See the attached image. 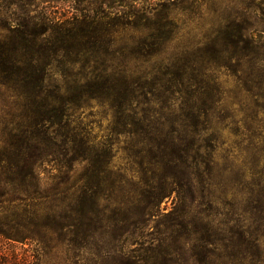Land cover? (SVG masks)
<instances>
[{
  "label": "trees",
  "instance_id": "1",
  "mask_svg": "<svg viewBox=\"0 0 264 264\" xmlns=\"http://www.w3.org/2000/svg\"><path fill=\"white\" fill-rule=\"evenodd\" d=\"M118 3L0 13V239L33 264H264V0L182 44L168 4Z\"/></svg>",
  "mask_w": 264,
  "mask_h": 264
},
{
  "label": "rangeland",
  "instance_id": "2",
  "mask_svg": "<svg viewBox=\"0 0 264 264\" xmlns=\"http://www.w3.org/2000/svg\"><path fill=\"white\" fill-rule=\"evenodd\" d=\"M96 1V0H93ZM107 2H113L120 0H103ZM260 0H122L124 2V8L121 11L130 12L131 10L147 8L150 6L166 3L171 7V15L176 22L179 23L180 29L177 32L176 43H184L188 40H199L205 36L210 35L213 28H216L224 20H230L241 17L246 19L250 16L251 7L258 5ZM10 0H0V13L5 16L6 7ZM126 6V7H125ZM70 3H60L57 9H50L48 13H52L53 16H61L67 14L71 16ZM261 12L258 11L260 16ZM239 15V16H238ZM141 32L128 29L122 33L123 38L129 39L131 37H140ZM173 50V49H172ZM223 81L228 82V87L231 85V81L227 77H223ZM10 101V97L0 90V117L12 114L6 106ZM92 111L97 114L102 122V129L104 130L110 120L111 114L106 107H98L94 105ZM122 155H118L115 163L121 166L124 161ZM41 184L43 187L49 185V178L47 174L41 175ZM172 200H168L163 207L169 209L171 207ZM64 254L60 251L53 252L51 255L44 258H40L37 264H58ZM2 259L5 262L18 261V264H31L34 262V245H10L6 241L0 239V264ZM33 264V263H32ZM36 264V263H35Z\"/></svg>",
  "mask_w": 264,
  "mask_h": 264
}]
</instances>
